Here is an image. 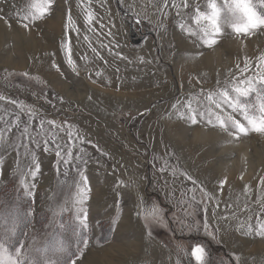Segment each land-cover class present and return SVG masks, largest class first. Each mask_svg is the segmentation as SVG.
<instances>
[{
	"label": "rangeland",
	"instance_id": "obj_1",
	"mask_svg": "<svg viewBox=\"0 0 264 264\" xmlns=\"http://www.w3.org/2000/svg\"><path fill=\"white\" fill-rule=\"evenodd\" d=\"M251 6L264 17V0ZM233 7L0 0L11 29L0 40V236L10 251L23 242L35 264H197L202 245L204 264H264V134L216 120L248 126L223 92L264 115V26L237 33ZM61 242L67 252L53 251Z\"/></svg>",
	"mask_w": 264,
	"mask_h": 264
},
{
	"label": "snow or ice",
	"instance_id": "obj_2",
	"mask_svg": "<svg viewBox=\"0 0 264 264\" xmlns=\"http://www.w3.org/2000/svg\"><path fill=\"white\" fill-rule=\"evenodd\" d=\"M235 7L231 8L230 11L234 18L235 23L232 24V27L237 33H247L250 30H256L261 26H264V17L259 16L256 11L251 6V0H234ZM39 9V6H38ZM218 17L219 13L215 10L213 6V12L211 16V26L214 33L219 34L220 28L218 26ZM26 26V25H25ZM209 44L215 43V40H209ZM71 63V60L69 61ZM235 91L241 95H248L247 92H240V89L237 88ZM221 99L228 103L229 106L234 111H241L243 113L244 119L247 121L248 126L244 123H241L239 120L234 119L232 115L227 117H222L216 115V120L219 122L221 127L224 128H234L237 130L238 134H248L250 130L264 134V115H262L258 120L255 117H252L248 114L247 106L241 105L239 100H231L228 92H223L220 94ZM211 99V97H209ZM0 99H3L0 97ZM261 112L264 113V104L260 105ZM193 122H196V113L193 112L191 115ZM54 123V122H53ZM87 216L83 217V220H86ZM86 227V225H84ZM14 235V232H13ZM86 244L87 241H84ZM23 242H20L17 247L10 251L9 247L6 246L5 240L0 236V264H35L34 261L29 260V253L24 252ZM47 253L48 249H42ZM53 251L65 253L67 248L63 245V242L53 249ZM206 250L202 245H194L191 251V256L195 258L197 264H204ZM52 264V262H50ZM59 264V262H55ZM67 264H75V261L72 258L68 259Z\"/></svg>",
	"mask_w": 264,
	"mask_h": 264
},
{
	"label": "bare ground",
	"instance_id": "obj_3",
	"mask_svg": "<svg viewBox=\"0 0 264 264\" xmlns=\"http://www.w3.org/2000/svg\"><path fill=\"white\" fill-rule=\"evenodd\" d=\"M60 16H61V14H59ZM58 15V16H59ZM59 22H60V17H59ZM57 20V21H58ZM54 24V23H56V22H54V21H50V23L48 22V24H47V26L49 27V24ZM57 28V27H56ZM48 29H52V28H48ZM11 32V29H10V25L8 24V22H6L5 20H3L2 18H0V40L2 39V37H3V35L5 34V33H10ZM29 31L28 32H24L23 33V31H21V35H23L25 38H27V36L29 35ZM30 43V42H29ZM208 61H209V63L210 64H212V63H214V62H216V64L217 63H220L221 61H223V54H221L220 52L219 53H214V54H211V56H209L208 58ZM193 63H192V61L189 63V65H192ZM183 136H185V135H183ZM187 137V136H186ZM185 137V138H186ZM184 138V137H183Z\"/></svg>",
	"mask_w": 264,
	"mask_h": 264
}]
</instances>
